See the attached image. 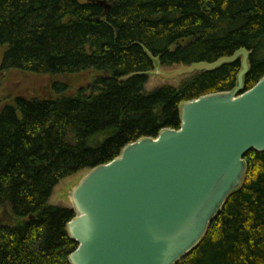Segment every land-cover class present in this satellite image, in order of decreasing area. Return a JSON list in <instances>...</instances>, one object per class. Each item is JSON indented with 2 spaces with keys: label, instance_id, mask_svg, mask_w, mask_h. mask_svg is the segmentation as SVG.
I'll return each instance as SVG.
<instances>
[{
  "label": "trees",
  "instance_id": "trees-1",
  "mask_svg": "<svg viewBox=\"0 0 264 264\" xmlns=\"http://www.w3.org/2000/svg\"><path fill=\"white\" fill-rule=\"evenodd\" d=\"M0 0L1 69L44 80L0 94V264H71L72 208L57 184L122 149L179 129L181 105L238 85L242 60L147 91L162 67L250 52L245 90L264 76V0ZM26 91V92H25ZM4 95V96H3ZM203 242L177 264H264V152Z\"/></svg>",
  "mask_w": 264,
  "mask_h": 264
},
{
  "label": "water",
  "instance_id": "water-1",
  "mask_svg": "<svg viewBox=\"0 0 264 264\" xmlns=\"http://www.w3.org/2000/svg\"><path fill=\"white\" fill-rule=\"evenodd\" d=\"M98 2L111 8L105 0ZM242 60L238 85L180 108L179 129L126 145L109 163L90 169L70 192L68 223L78 244L71 264H177L206 237L247 175L246 156L264 152V76L249 90L250 52L173 73L176 80Z\"/></svg>",
  "mask_w": 264,
  "mask_h": 264
},
{
  "label": "rangeland",
  "instance_id": "rangeland-1",
  "mask_svg": "<svg viewBox=\"0 0 264 264\" xmlns=\"http://www.w3.org/2000/svg\"><path fill=\"white\" fill-rule=\"evenodd\" d=\"M82 3H86L88 0H79ZM3 58V51L0 50V94L6 95L11 92L22 93L24 90L39 91L45 87L47 83L44 80H40L38 77L32 74L22 73L20 70H3L1 69V62ZM184 66L162 67L159 61L156 59V69L149 74V81L146 86L147 91H153L158 87L165 85L178 86L185 77H181L176 80H168L160 77L156 74L159 69L161 72L173 73L177 69ZM26 92V91H25ZM3 95V96H4ZM89 171V169L83 170L79 173L63 178L55 187L52 196L50 198V204L56 206H65L72 208L70 199V192L75 184Z\"/></svg>",
  "mask_w": 264,
  "mask_h": 264
}]
</instances>
